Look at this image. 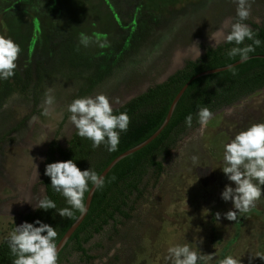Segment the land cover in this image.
Segmentation results:
<instances>
[{"label":"rangeland","instance_id":"1","mask_svg":"<svg viewBox=\"0 0 264 264\" xmlns=\"http://www.w3.org/2000/svg\"><path fill=\"white\" fill-rule=\"evenodd\" d=\"M124 1L127 4L123 0H111L109 5L110 11L114 3L118 12H122L123 28L131 25L128 22L130 11L139 12L140 16L144 15V10L149 11L146 21L160 19V24L155 35L138 51H132L135 41L132 43L128 37L122 43L127 55L89 94L109 96L114 109L164 82L186 61L200 58L206 47H216L214 40H222L221 34L226 35L230 28V25L225 26V21L235 20L236 5L232 0ZM7 4L0 2V16L3 9L6 13L13 9L6 8ZM93 6H98L93 0L60 1L57 11L61 18L55 24L48 18L43 31L45 38L52 37L49 44L53 47L48 51V43H41L39 54L47 57L48 76L39 90L37 106L28 95H15L0 110V243L15 225L23 222L25 215L34 211L30 203L35 206L44 196L40 182L49 143L56 139L57 144L65 148L76 131L66 109L77 98L84 83L70 76L85 74L92 62L111 60L113 52L109 48L80 46V35H106L111 46L120 43L124 32L126 34L125 30L117 31L116 24L108 23ZM29 7L26 11L37 9L35 5ZM263 21L264 0H254L251 16L245 23ZM48 22H52V26ZM26 24L21 18L12 17L5 27V34L17 41L22 50L18 60L23 59L26 52ZM49 88L53 90L52 105L44 103ZM45 108L50 115L42 114ZM214 114L207 127L199 125L180 137L162 160L163 172L158 179L145 180L143 196L131 218L115 230L105 227L86 245L90 249L88 255L93 258L91 261L81 262L77 254H72L63 264H160L157 256L169 242H189L194 248L197 244L204 254L216 253L211 264H219L222 252L224 256H242L241 264H264L259 257H251L264 254V198L239 217L238 223L226 220L223 213L231 209L232 204L223 202L220 192L229 181L219 169L223 167V144L240 130L264 122V89ZM192 156L199 157L198 165H193ZM217 212L221 213L219 222ZM228 242L231 243L224 252ZM97 244L99 246L95 247Z\"/></svg>","mask_w":264,"mask_h":264},{"label":"trees","instance_id":"2","mask_svg":"<svg viewBox=\"0 0 264 264\" xmlns=\"http://www.w3.org/2000/svg\"><path fill=\"white\" fill-rule=\"evenodd\" d=\"M94 8L98 9V6ZM67 12L70 13L71 11L68 10ZM159 24L160 19L149 22L146 21V18L132 23L130 35L126 37V41L128 37L132 43L135 41L134 46L132 45V51H138L144 42L152 38L158 31ZM247 24L256 30L259 34L258 38L264 41V21L261 24L254 22ZM121 42L110 46L109 50L113 52H111L112 55L110 54L111 60L92 62L91 68L85 74L76 73L70 76V79H78L84 83L80 86L77 97L89 95L93 89L101 85L112 74L116 66L122 61V55L125 52ZM245 43H251V41H245ZM232 46L222 43L217 47H206L200 58L194 61H186L180 70L170 75L164 82L150 87L116 108L117 113L127 111L130 116L128 131L121 135V142L116 152L109 153L104 146L93 149L91 141L82 139L76 134V131L69 140L67 147L61 148L56 140L48 145L40 184L44 188V196L47 195L55 200L58 207H65L63 198L58 193L53 192L50 179L44 175L45 165L55 161L75 159L81 170L87 169L91 165L98 174H101L111 161L143 143L159 129L169 111L170 103L181 88L191 80L176 103L172 116L161 133L142 149L125 157V159H121L105 176V187L94 192L85 218L59 252V264L65 263L72 254H77L81 262L91 261L93 258L88 255L90 249L86 248V245L90 244L96 235H100L105 227L111 226L115 230L117 226L123 224V221L131 218L135 205L143 196L145 180L149 177L158 179L163 172L162 160L169 155L170 150L183 134L199 126L195 116L199 107L206 106L215 113L264 89V58L260 57L264 56V44L257 48L255 53L250 54L252 59L236 66L235 75L226 70L193 79L202 72L223 68L228 64L238 62V57L229 59L225 55ZM33 76L31 67L28 66L23 77L16 71L15 76L10 79L13 84L10 80L0 81V109L14 93L19 92L22 96L36 94L42 83L39 82L41 78L37 77L36 80L38 79V81L33 84L34 90L30 91L29 86L33 82ZM189 114L193 115L191 128L186 127L184 123L185 117ZM86 197L87 194L85 199ZM53 212L54 210L48 212L35 210L25 215L23 222L31 223L36 219H41L43 222L57 227L56 242L58 244L80 214L75 213L72 218H61L57 214L53 218ZM230 243L228 242L224 247V252L228 250ZM98 246L97 244L95 247ZM222 254L224 257L225 254L223 252ZM12 259L6 240H4L0 243V264H11Z\"/></svg>","mask_w":264,"mask_h":264},{"label":"clouds","instance_id":"3","mask_svg":"<svg viewBox=\"0 0 264 264\" xmlns=\"http://www.w3.org/2000/svg\"><path fill=\"white\" fill-rule=\"evenodd\" d=\"M232 2L236 5L235 20L225 21V26L230 25V28L226 35L221 34L222 40H214V45L220 43L233 45L225 55L229 59L238 57V63L243 64L252 59L250 54L255 53L264 41L258 38L256 30L245 23L251 16L254 0ZM6 32L7 29L0 32V81H7L15 76L17 61L22 51L20 45L11 36L6 35ZM79 45L84 48L94 45L106 49L110 47V42L106 35L82 33ZM235 68L234 64L227 65V70L233 75L236 74ZM52 91L49 88L45 93L46 105H52L54 102ZM66 111L79 137L91 141L93 149L104 146L109 153L118 150L121 135L127 133L130 124L127 111L117 113L112 99L103 93L74 98L67 105ZM42 114L50 115L47 108ZM214 115L206 106L199 107L195 113L196 120L202 128L207 127ZM184 123L186 127L191 128L193 115H187ZM191 160L193 165H198V156H192ZM222 163L223 167L219 169L229 183L225 184L220 192V199L232 204V208L223 213V217L238 223L239 217L255 208L257 202L264 198V122L254 123L240 130L224 143ZM44 175L50 179L51 189L63 198L66 206L58 207L56 201L47 195L39 198L35 206L29 203L33 210L44 212L54 210L53 218L57 214L61 218H72L75 213L83 217L88 212L86 194L90 200L92 194L102 190L106 184L105 177L98 174L91 165L81 170L75 159L47 163ZM215 215L219 222L221 213L217 212ZM57 237V227L41 219L15 225L5 238L13 257L11 264H59ZM200 242L202 243V239ZM241 257L226 255L219 260V264H241ZM251 257L264 260V254L261 253ZM215 259L216 253L204 254L197 244L194 248L189 242L183 244L169 242L164 252L157 256L160 264H211Z\"/></svg>","mask_w":264,"mask_h":264},{"label":"flooded vegetation","instance_id":"4","mask_svg":"<svg viewBox=\"0 0 264 264\" xmlns=\"http://www.w3.org/2000/svg\"><path fill=\"white\" fill-rule=\"evenodd\" d=\"M2 1L8 2V4L6 5V8L7 7L13 8L15 10H13V9L9 10L8 13L4 12L5 9L2 10V15L0 16V32L4 31L5 27L7 26V22L12 17L21 18L22 20L26 21V23H27L26 26L24 27V32L26 33L25 38H27V42L25 44L26 45V52L24 53L23 59L17 61L18 68L16 69V71H18L20 76L23 77L24 72L28 68V66L31 67L32 75H34V76H33V82L29 86L30 91L34 90L33 84H36V82L38 81V79L36 80V78L37 77L41 78L39 82L42 84L39 87L37 93L34 95H32V94L28 95V97H31V100H32L34 106H37L38 97H39V90L41 89L42 85L45 82L46 77L48 76V74L46 72V66L48 64L47 57L46 56L42 57L39 54V53H41L39 51L42 50V44L41 43L43 41L45 42V44L48 43V51L53 47L52 44H49V43H52V41H53L52 37L49 38V36H46V38H49L47 40L45 38V36H43V35H45V34H43V31L45 28H47L48 18H50L49 20L53 21V24H55L56 21L58 22V20L61 18L58 15L59 12L57 11V8H60L59 6H60L61 0H0V2H2ZM110 1L111 0H94V3L96 5H98L99 12L101 14H103L104 17L107 18V21H111V22H114L116 24L117 31L118 30H122V31L125 30L126 31V34L124 32V34L122 36V40H121L122 41L121 44H122L126 41V37L130 35L129 33L131 31V25L128 28H126V27L123 28L121 26L120 20L122 18V12H118L119 10L117 8H115L116 4H114L113 2L112 3H113V5H115V7H113V11H110V8H109V5H111ZM123 3L127 4V2H125L124 0H123ZM135 4H138V3H135ZM33 5H35L37 7V9L34 12H31V10H28V9H30L29 6H33ZM25 8H28L27 11ZM106 8L108 11L105 10ZM148 12L149 11L144 10L143 13L145 16L144 15L140 16L139 12L135 13L134 11H130V14H128V22H130V24H132L134 22L142 21L147 16L146 13H148ZM181 20H182V22L184 21L183 19H181ZM48 23L50 24V26H52L51 25L52 22H48ZM40 32H42V33H40ZM28 34H29V36H28ZM16 43H17V41H16ZM160 48H162V45H160ZM44 50H46V49L44 48ZM36 51H37V53H36ZM34 54H36L35 57H34ZM126 55H127V53H123L122 59ZM10 82L13 84L12 80H10ZM158 84H160V83H158ZM78 92H79V90H78ZM15 95H22V94H20L18 92V93H14L11 96L13 97ZM11 96L7 100V102L12 98ZM4 105L2 106V108L4 107ZM29 119H30L29 117L26 118L25 122H26V120H29ZM54 140H56V139H53L52 141H54ZM47 149H48V147H47ZM46 152H47V150H46Z\"/></svg>","mask_w":264,"mask_h":264},{"label":"water","instance_id":"5","mask_svg":"<svg viewBox=\"0 0 264 264\" xmlns=\"http://www.w3.org/2000/svg\"><path fill=\"white\" fill-rule=\"evenodd\" d=\"M261 58H264V56H260ZM234 65H240V63L236 62L234 63ZM227 70V66L223 67V68H219V69H215V70H210V71H206V72H202L200 74H197L193 79L199 78V77H203V76H207V75H212V74H216L219 72H223ZM191 80L189 82H187L182 88L181 90L177 93V95L175 96L174 100L172 101V103H170V108L169 111L165 117L164 122L162 123V125L159 127V129L150 137L148 138L146 141H144L143 143L139 144L138 146L126 151L125 153L121 154L120 156H118L117 158H115L113 161H111V163L105 168V170L100 174L103 175L104 177L109 173V171L121 160V159H125V157L137 152L138 150L142 149L144 146L148 145L150 142H152L160 133L161 131L166 127V125L168 124L172 113L174 111V108L176 106V103L178 102V100L180 99V97L182 96V94L184 93V91L186 90V88L188 87V85L190 84ZM94 194V193H93ZM93 194L91 196V199H88V196L85 199V203L88 206V210L91 204V200L93 197ZM86 215H84L83 217H81L79 215V217L76 219V221L71 225V227L67 230V232L64 234V236L61 238V240L58 242V251L60 252L63 247L65 246L66 242L68 241V239L70 238V236L73 234V232L78 228V226L81 224V222L83 221V219L85 218Z\"/></svg>","mask_w":264,"mask_h":264}]
</instances>
